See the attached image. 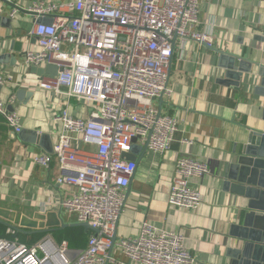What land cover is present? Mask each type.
Masks as SVG:
<instances>
[{
    "label": "built area",
    "instance_id": "built-area-1",
    "mask_svg": "<svg viewBox=\"0 0 264 264\" xmlns=\"http://www.w3.org/2000/svg\"><path fill=\"white\" fill-rule=\"evenodd\" d=\"M6 3L12 6L11 19L21 13L32 18L28 35L37 46L23 52L24 64L58 67L55 76L42 78L39 85L68 100L54 116L61 131L53 153L35 154L33 160L44 168L57 160V183L64 190L60 210L74 213L93 230L86 248L68 260L66 241L40 256L43 244L19 242L17 229L8 227L11 237H0V264H195L182 232L148 220L136 235L113 238L137 169V161L124 153L131 151L134 138L152 152L167 153L179 129V119L154 103L171 94L172 40L176 36L214 46L210 32L196 29L201 0H33L27 6L0 0L1 10ZM8 81L0 74V85ZM71 99L86 108V116L72 114ZM16 104V94L0 98V115L19 134L23 122ZM210 174L206 162L177 159L168 205L198 209L203 196L193 180ZM115 246L125 259L113 255Z\"/></svg>",
    "mask_w": 264,
    "mask_h": 264
},
{
    "label": "crops",
    "instance_id": "crops-1",
    "mask_svg": "<svg viewBox=\"0 0 264 264\" xmlns=\"http://www.w3.org/2000/svg\"><path fill=\"white\" fill-rule=\"evenodd\" d=\"M13 1L27 6L33 0ZM11 8L8 3L2 7L9 18ZM32 25V18L25 13L8 24H0V54L9 51L18 58V65L0 64V74L9 80L0 85V98L17 96L20 89L32 91L26 102L17 97L16 108L23 129L48 132L54 143L61 131L54 116L68 100L40 87L42 78L49 75L41 74V67L24 64L23 52L37 46L36 39L28 35ZM261 26H264V0H201L196 29L210 32L214 46L192 39L176 41L168 80L171 94H164L163 100L159 97L154 103L163 113L179 119V129L169 152L148 150L138 164L118 220L117 237L136 235L148 220L158 227L182 232L187 248L196 258L195 264H226L225 252L234 241L230 231L240 201L224 194L211 175L193 180L203 196L198 209H173L167 200L177 159L191 157L214 168L218 160L229 156L245 140L250 129L259 128L257 116L242 93L219 82L224 71L219 67L216 49L259 56V50L254 51L252 46L259 48L260 43L253 41L252 36ZM14 40L20 43L19 49L9 50ZM69 108L74 116L87 115L86 108L74 99L70 100ZM13 133L0 115V209L9 212L0 215V237H11L7 229L14 227L19 242L29 246L43 244L44 250L38 249L40 256L66 241L67 259H76L86 248L92 230L77 225L74 213L60 210L64 190L57 183L61 173L57 160L49 168L36 164L33 156L46 151ZM184 139L193 143H183ZM54 210H59L57 216L65 226H49L47 218H42ZM23 216L30 220L24 226ZM112 253L125 259L116 246Z\"/></svg>",
    "mask_w": 264,
    "mask_h": 264
},
{
    "label": "water",
    "instance_id": "water-1",
    "mask_svg": "<svg viewBox=\"0 0 264 264\" xmlns=\"http://www.w3.org/2000/svg\"><path fill=\"white\" fill-rule=\"evenodd\" d=\"M10 22L11 19L0 9V24ZM259 30L252 36L253 41L260 43L259 48L256 45L252 46L254 51L259 50V56L248 57L244 52L239 54L216 49L219 54V67L224 71V76L219 82L241 92L259 122V128L250 129L245 140L234 148L229 156L218 160L214 168L211 167L210 175L214 176L216 186L224 194L232 195L236 201H240L235 215L236 222L231 225L230 236L234 241L226 249V264H264V26H261ZM176 40L175 36L172 40L173 52ZM19 46L20 43H15L14 40L9 50L19 49ZM0 64L18 65V58L9 51L4 52L0 54ZM170 70L171 66L169 76ZM40 73L55 76L58 73V67L47 65L41 67ZM32 93V91L20 89L17 97L26 102ZM160 98L163 100V94ZM159 110L161 111V107ZM18 136L25 142L38 144L49 154L53 153L52 135L48 132L24 128ZM147 151V145L138 144V139L134 138L131 151L124 153V157L128 160H136L138 167ZM58 211L54 210L42 216V218H47V225H66L57 216ZM6 213L9 212L0 209V215L6 216ZM11 215L13 216V213ZM27 221L30 220L23 216L21 225H27ZM33 225H36V222ZM77 225L93 230L86 222ZM117 226L118 223L114 242L117 237Z\"/></svg>",
    "mask_w": 264,
    "mask_h": 264
},
{
    "label": "trees",
    "instance_id": "trees-1",
    "mask_svg": "<svg viewBox=\"0 0 264 264\" xmlns=\"http://www.w3.org/2000/svg\"><path fill=\"white\" fill-rule=\"evenodd\" d=\"M18 233V232H17Z\"/></svg>",
    "mask_w": 264,
    "mask_h": 264
}]
</instances>
